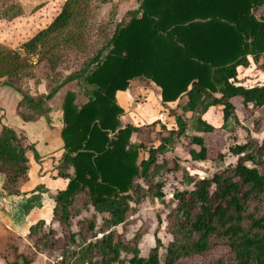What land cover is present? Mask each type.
Returning <instances> with one entry per match:
<instances>
[{
  "label": "trees",
  "instance_id": "trees-1",
  "mask_svg": "<svg viewBox=\"0 0 264 264\" xmlns=\"http://www.w3.org/2000/svg\"><path fill=\"white\" fill-rule=\"evenodd\" d=\"M2 1L0 21L23 16L18 0ZM263 5L264 0H139L137 8L118 19L117 0H67L54 21L19 48L0 45V79L6 78L3 85L19 94L16 114L24 123L49 115L50 103L61 96L64 155L58 168H63L60 176L66 186L54 197V216L60 213L61 221L71 224L75 204L83 196L86 204L107 215L108 230L124 224L138 180H148L160 158L166 169L167 153L186 135L187 122L176 116L178 110L222 106L227 121L235 112V99L246 111L264 107V85L236 84L239 67L264 55V19L254 15ZM105 7L107 12L99 17L97 10ZM21 53L37 55L39 63L54 72L50 92L31 93L29 81L36 80V68ZM71 54L83 58L70 59ZM67 61L77 69L61 78L55 71ZM133 81L154 83L163 106L179 102L176 110H169L178 129L162 126L168 134H157L158 146L138 143L142 129L123 122L125 108L119 95ZM71 83L86 101L78 103V92L66 90ZM197 129L215 131L201 119ZM192 145L190 160L207 161L204 138L193 137ZM229 152L237 157L233 166L194 184L190 192L176 194L178 205L167 222L174 238L164 261L158 248L144 258L138 247L115 241L110 231L98 244L83 243L82 264H185L217 247L230 252L208 264H264V169L247 165L248 160L255 162L247 144L232 145ZM32 157L37 158L36 149L23 130L0 126V176L7 195L20 193ZM187 194L189 200L183 202ZM253 200L259 204L253 206ZM11 250L15 259L6 256L5 264H33L19 247Z\"/></svg>",
  "mask_w": 264,
  "mask_h": 264
},
{
  "label": "rangeland",
  "instance_id": "rangeland-1",
  "mask_svg": "<svg viewBox=\"0 0 264 264\" xmlns=\"http://www.w3.org/2000/svg\"><path fill=\"white\" fill-rule=\"evenodd\" d=\"M15 1L3 0L2 2L12 3ZM117 5V16L118 19H121L128 11L139 6V0H117ZM107 10L106 7L99 9L97 15L102 17ZM254 15L258 19H264V5L256 9ZM4 21L6 20L0 21V36L6 31ZM0 45L10 49L19 48L17 46L8 47L1 41ZM21 54L23 58L30 60L36 68V80L29 81L31 93L36 95L41 92H50L55 86L50 75L54 72L48 70L45 62L39 63L37 55L26 57L24 53ZM78 57L83 58L80 54L70 55V59ZM75 69H77L76 65L67 61L57 67L55 74L60 75L61 78H67ZM238 72L237 85L246 88L263 86L264 55L258 60L250 58L248 66L239 67ZM5 80L6 78L0 79V126L23 130L29 136L30 143H38L39 148L34 145L37 155L35 159L38 160L44 151L46 139L54 136L57 126H61L62 111L58 108L61 96H57L50 103L52 107L50 115L43 117L38 123H24L16 114L20 96L15 90L3 85ZM67 89L78 92V103L86 101L75 83L68 85ZM156 94L160 96L159 88L148 81L143 83L133 81L130 88L120 94V102L125 108L123 122L142 129V134L137 137L138 143L152 142L158 146L157 134L159 132L162 131L167 136V130L178 129L175 116H170L169 110L161 106V103L157 101L158 96ZM232 103L236 109L227 121L224 119L222 106L209 109L202 106L196 112H184L181 109L176 112V116H181L187 122L186 135L182 137L173 150L167 153L166 169L162 167L163 158H160L159 166L155 168L150 178L146 181L138 180L133 191V200L130 202L131 210L127 216V221L116 228L108 230L107 215L99 214L90 204H86L87 200L83 196H80L75 204V217L71 224L61 221L60 213L55 216L52 215V206L46 203L39 206H32L28 202L22 203L20 208L18 207V212L19 210L23 212V219L25 216H31L30 213L33 209L36 212L43 211L42 213L51 219L50 222H42V225L36 223L37 227L28 234L29 237L25 236L26 232L22 228L23 219L19 220L18 217L16 224L22 229H17L15 224L9 225L8 217L0 211V264H5L4 257L6 256H9L11 260L15 259L11 250V247L14 246L19 247V250L25 253L33 264H82L80 249L83 243L86 246L91 243L98 244L103 236L110 231L114 233L115 241H121L131 247H138L141 256L144 258L151 256L154 249L158 248L161 261H164L167 255L166 248L174 238L167 222L169 214L178 205L176 194L190 192L194 189V184L199 185L203 179L233 166L237 162V157L229 152L232 145L247 144L250 156L255 159V162L248 160L247 165L255 166L261 171L264 169V107L260 110L246 111L242 109L240 99H235ZM177 107L178 103L169 106L172 110H176ZM163 109L164 111H162ZM200 119L213 125L215 131L209 134L198 131L197 123ZM162 126H166L167 130H163ZM195 136L203 137L207 147L208 160L202 163H195L190 160V152L194 148L192 138ZM221 155L224 156L223 161L217 162ZM142 156L147 158L148 154L142 152ZM247 157L244 155L242 159L246 161ZM186 159L189 161L185 162ZM58 170L57 177L60 176V172H63V168H58ZM43 189V187L38 188L40 192ZM159 194L163 197L160 198ZM189 197L188 194L184 195L182 201L187 202ZM261 199L263 200L261 206L264 208V195ZM252 203L253 206L259 204L255 200ZM91 222L95 226L93 230L90 228ZM229 252L227 247H217L204 257L188 258L184 263H214L226 257Z\"/></svg>",
  "mask_w": 264,
  "mask_h": 264
},
{
  "label": "crops",
  "instance_id": "crops-1",
  "mask_svg": "<svg viewBox=\"0 0 264 264\" xmlns=\"http://www.w3.org/2000/svg\"><path fill=\"white\" fill-rule=\"evenodd\" d=\"M18 1L24 12L23 16L13 21H4L6 31L4 34H2V36H0V41L8 47H20L25 42L33 38L39 31L47 28L60 14L67 0ZM42 93L44 92H41L40 94ZM157 96V101H159L161 106H163L161 95ZM177 103L179 102L169 103L167 106L163 107L164 109L170 110L171 108H169V106L173 104L177 105ZM121 105L124 107L123 104ZM164 109L162 111H164ZM63 127L64 124L62 118L61 126H57V131L54 136L49 137V139H46L44 142L45 147L44 151L40 155V159L37 160L34 157L30 158L28 178L19 185L18 190L20 193L18 195L12 196L6 194L4 190V180L0 176V211L8 217L7 219L10 223L9 225L13 226L15 224L17 229L23 228L24 232H26L25 236L30 234V229L33 226L40 222H50L51 219L45 216L44 213H42L43 211L36 212L35 209H33L34 211L32 210L30 213L31 216H25L23 219L22 216L24 214L20 210L18 212V207L20 208L24 202H28L32 206H39L42 205V203H46L49 206H52L53 215L56 205L54 197L58 191L64 189L66 186V179L60 176L57 177L56 175L59 171L58 166L60 164V160L64 155V146L61 140V132ZM52 131L53 130L51 129V132ZM27 138L29 140V136H27ZM34 145L39 148L38 143H34ZM39 187L44 188L42 192L38 190ZM18 217L19 220L23 219L25 222L24 226V222L22 221V228L16 224Z\"/></svg>",
  "mask_w": 264,
  "mask_h": 264
}]
</instances>
